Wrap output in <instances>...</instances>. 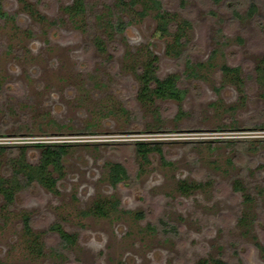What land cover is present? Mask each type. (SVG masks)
<instances>
[{"label": "rangeland", "instance_id": "1", "mask_svg": "<svg viewBox=\"0 0 264 264\" xmlns=\"http://www.w3.org/2000/svg\"><path fill=\"white\" fill-rule=\"evenodd\" d=\"M86 1L72 20L73 0H3L16 19L0 17V175L12 177L22 151L36 163L39 142L70 146L55 191L34 182L9 205L0 194V264H264V0H161L167 33L142 1ZM118 18L130 23L111 36ZM178 30L179 58L168 53ZM150 52L160 77L178 75L182 101L138 97ZM137 140L161 152L144 163ZM109 162L129 178L112 185ZM182 180L203 186L184 194ZM115 198L109 216L83 214ZM24 214L43 254L29 250Z\"/></svg>", "mask_w": 264, "mask_h": 264}, {"label": "trees", "instance_id": "2", "mask_svg": "<svg viewBox=\"0 0 264 264\" xmlns=\"http://www.w3.org/2000/svg\"><path fill=\"white\" fill-rule=\"evenodd\" d=\"M24 1V0H23ZM142 1L143 7L141 14L147 13L149 8L157 10V16L159 19L158 28L162 33H167L169 31L170 17L167 14L166 9L164 8L163 2L161 0H119L120 4H130L131 6L136 5L138 2ZM183 3L185 0H182ZM256 10L255 3L251 4L250 12ZM64 11L69 15V18L75 20L76 17L85 14L87 11V1L86 0H73L71 4L64 6ZM0 17L5 20L16 19V15L10 13L4 8L3 0H0ZM98 17V16H97ZM185 23H189L188 20H184ZM129 21H125L122 18L117 20H108V26L113 31V33L124 32L128 25ZM184 33L183 31L178 30L175 33V41L169 45L168 53H172L176 57H181L185 52L183 41ZM96 45L100 50H105V45L103 44L102 38H99L96 42ZM215 53V51H214ZM213 53V55H214ZM151 57L145 63L142 68V72L139 77L141 80V88L139 90L138 97L144 102H153L155 98L163 99H175L177 101H182L185 97L186 90L181 88L179 85V77L176 74H169L165 77H160L157 73L156 60L157 56L150 52ZM212 55V56H213ZM188 68H191L188 75H197L196 67L191 64V61L187 59ZM201 65V63H199ZM223 70L229 74H238L239 67H231L224 65ZM261 70V68H260ZM264 74V67H263ZM184 112H181V114ZM258 128H263L262 125H259ZM136 150L140 155L144 163L150 161L149 154L154 150L161 152L158 144L156 142H147L143 140H137L134 142ZM37 146L42 147L40 157L36 163H30L26 160L25 152L22 151V154L19 161V166L14 169L12 177L7 178L3 175H0V194L4 195L6 203L12 204L15 200L16 193L21 188H26L31 186L34 182H38L43 186L47 187L51 191L56 190V185L59 179L63 176L64 164L63 160L69 152V143H37ZM4 146H1L2 149ZM166 163H169L166 161ZM108 178L112 185L116 186L121 182H124L129 178V172L127 167L121 162H109L108 164ZM54 172L58 173V176L54 175ZM201 182H188L182 180L179 189L182 193L188 194L193 189H198L202 187ZM236 189L245 191L244 186L240 185L239 182L236 184ZM246 199L251 201L253 197L249 194L246 195ZM121 201L118 198L115 199H99L96 200L92 208L84 210L83 214L89 215L93 214L96 216H109L112 210L118 209ZM138 217H143L144 212L136 213ZM242 218V217H241ZM240 220L245 221V217ZM23 222L25 226V233L30 236L27 238L29 250L35 254H43V242L39 239V235L33 233L31 217L29 214L23 215ZM151 229H154V226H150ZM50 230L56 231L59 233V236L64 247H68L74 244L77 240V235L75 233H70L66 231L61 223H54L50 226ZM216 264H226L222 260L216 259Z\"/></svg>", "mask_w": 264, "mask_h": 264}, {"label": "flooded vegetation", "instance_id": "3", "mask_svg": "<svg viewBox=\"0 0 264 264\" xmlns=\"http://www.w3.org/2000/svg\"><path fill=\"white\" fill-rule=\"evenodd\" d=\"M74 244H75V243H74ZM74 244H72V245H74ZM72 245H70V246H72ZM70 246H68V247H70ZM260 248H261V247H260ZM261 249H264V247H262ZM215 260H216V259L211 260L212 263L216 264V263H215ZM219 260H221V259H219ZM222 261H223V260H222ZM223 262H225V261H223ZM225 263L228 264L227 262H225ZM198 264H209V261H208V260H201V261L198 262Z\"/></svg>", "mask_w": 264, "mask_h": 264}]
</instances>
